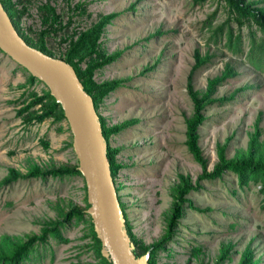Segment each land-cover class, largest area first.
<instances>
[{"label": "rangeland", "instance_id": "obj_1", "mask_svg": "<svg viewBox=\"0 0 264 264\" xmlns=\"http://www.w3.org/2000/svg\"><path fill=\"white\" fill-rule=\"evenodd\" d=\"M41 1L56 8L64 18L63 26L70 21L68 27L46 38V47L55 56L67 46L63 38L87 30L100 16L117 14L104 27L98 42L106 55L118 58L98 69L94 80L98 84L125 82L103 97L98 113L109 129L133 122L111 134L109 144L118 150L116 186L133 245L136 251L149 247L165 232L172 203L170 191L178 175L188 176L196 184L201 174V167L185 145V119L192 114L186 80L195 50L213 56L197 72L196 89L204 90L207 80L220 75L226 65L236 72L216 95L234 98L209 108L207 120L199 129L208 171L217 162V145L227 144L228 158L244 151L256 123L260 141H264V68L257 70L244 55L236 56L225 46V40L217 47L207 43L205 19L216 12L214 25H218L227 17L220 0H205L203 5L195 0ZM255 1L264 7V0ZM78 4L83 5L82 10L75 8ZM231 26L235 34L242 35L244 52L251 33L260 36L257 25ZM20 28L32 35L42 28L35 6L21 18ZM27 78L12 59L0 53V181L10 169L25 175L35 166L49 171L76 163L67 145L70 134L66 123L46 119L25 124L17 116L23 101L43 93V85H30ZM200 183V190L188 195L197 209L186 206L175 237L156 254L155 264H239L247 248L258 264H264V203L257 193L259 188L249 185L241 189L230 174ZM84 187L80 176L20 179L1 187L0 238L38 235L44 224L60 219L68 209L84 208ZM62 237L61 242L50 239L48 244L37 246L27 264L97 262L85 223L67 224ZM230 245L220 261L222 249Z\"/></svg>", "mask_w": 264, "mask_h": 264}, {"label": "trees", "instance_id": "obj_2", "mask_svg": "<svg viewBox=\"0 0 264 264\" xmlns=\"http://www.w3.org/2000/svg\"><path fill=\"white\" fill-rule=\"evenodd\" d=\"M6 10L11 22L19 34V36L31 47L38 49L46 55L64 60L72 66L79 81L84 87L85 92L92 98L95 110L98 114L102 134L106 142V154L109 161L111 177L113 179L120 208L125 219V229L127 235L133 244H135L130 225L125 214L124 205L120 202L119 188L116 186V177L120 170L116 163L117 149H113L109 144L111 134L118 133L122 129L133 124V122H124L116 125L111 129L106 127L105 120L99 115V104L103 97L108 95L112 90L118 88L123 80H114L98 84L94 80V74L98 69L110 64L118 58V55H106L98 42L100 35L106 25L110 24L116 13L103 15L99 17L97 23L92 25L85 31L72 33L69 38H63V42H67L66 48L55 56L51 50L46 47V38L58 34L61 30L68 27L63 26L64 18L58 14L56 8L48 1L41 0H0ZM196 3L203 5L205 0H195ZM225 6L227 17L226 20L218 25H214L216 12L210 14L203 22L204 28L207 30V43L217 47L225 40V46L232 50L236 56L246 57L247 61L253 68L260 70L264 68V7H261L260 1L245 0H220ZM35 6L40 17L42 28L37 32L28 34L20 28V20L24 14L28 13L29 8ZM75 8L83 9L82 4H78ZM73 8V11L76 9ZM231 24H235L239 29L247 24L258 26L260 36L252 32L248 40V49L244 52L242 35L234 33ZM35 37V38H32ZM0 53H3L0 50ZM4 54V53H3ZM213 56L202 55L198 49L194 52V64L186 80V92L192 103V114L185 119V145L188 153L194 161L201 167V174L196 184L191 183L188 176L178 175L177 182L171 187L170 195L172 198L171 208L166 218L165 232L163 236L152 243L149 247L137 249L134 251L136 257H140L149 252L148 264H155L156 254L164 250L176 235L180 220L183 218L186 206L197 209L188 195L193 191L201 188L202 181L221 180L226 174H230L236 178L238 187L245 189L251 186L258 187V195L264 203V141H260L261 131L258 123L255 124V130L250 135L247 148L238 152L235 156L228 158L226 154L227 144L217 145L216 155L217 162L213 165L211 171H208V159L203 155L200 147V127L207 120V113L212 106H221L230 102L235 95L217 97V91L226 80L236 75L233 67L225 66L224 71L213 78L207 80L204 90L196 89L195 76L197 72L212 60ZM18 67L27 74V82L30 85L35 83L43 85V93L40 96L32 95L31 101L22 102V107L18 109L17 116L20 117L25 124L42 123L46 119L54 122L65 123L64 115L60 105L51 96L45 85L37 78L32 76L25 68ZM39 108L36 109V107ZM66 129H69L66 125ZM46 144V143H44ZM72 148L71 136L67 143ZM47 176L64 177V176H81L77 168V162L71 166H60L52 168L49 171H41L37 166L32 168L27 174L21 175L14 169H10L8 175L0 181V188L13 184L20 179H46ZM85 189V187H84ZM84 208L72 207L61 215V218L51 223H46L42 227L38 235H30L25 237L1 236L0 238V264H27L37 249V246L48 244L49 240L57 242L63 241L62 231L67 224L74 222L79 224L83 222L89 229V237L92 240V248L95 253L97 262L95 264H112L108 258L102 256L101 242L94 230V225L90 215L86 212L89 208L87 196L84 197ZM87 236V235H86ZM136 245V244H135ZM227 249H222L223 253L220 261L228 254ZM139 250V251H138ZM239 264H258L254 260V253L247 248L241 255Z\"/></svg>", "mask_w": 264, "mask_h": 264}, {"label": "water", "instance_id": "obj_3", "mask_svg": "<svg viewBox=\"0 0 264 264\" xmlns=\"http://www.w3.org/2000/svg\"><path fill=\"white\" fill-rule=\"evenodd\" d=\"M0 50L41 81L62 109L86 189V212L101 242L102 256L112 264H148L149 252L140 257L134 254L111 177L99 117L72 66L29 46L15 30L1 2Z\"/></svg>", "mask_w": 264, "mask_h": 264}]
</instances>
